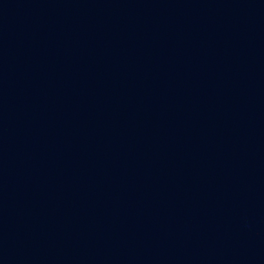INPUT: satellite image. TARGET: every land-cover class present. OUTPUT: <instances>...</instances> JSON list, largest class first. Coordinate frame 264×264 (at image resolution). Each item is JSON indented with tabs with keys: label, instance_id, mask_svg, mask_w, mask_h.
I'll list each match as a JSON object with an SVG mask.
<instances>
[{
	"label": "water",
	"instance_id": "95a60500",
	"mask_svg": "<svg viewBox=\"0 0 264 264\" xmlns=\"http://www.w3.org/2000/svg\"><path fill=\"white\" fill-rule=\"evenodd\" d=\"M0 264H264V0H0Z\"/></svg>",
	"mask_w": 264,
	"mask_h": 264
}]
</instances>
